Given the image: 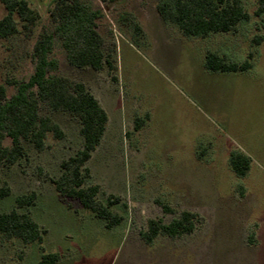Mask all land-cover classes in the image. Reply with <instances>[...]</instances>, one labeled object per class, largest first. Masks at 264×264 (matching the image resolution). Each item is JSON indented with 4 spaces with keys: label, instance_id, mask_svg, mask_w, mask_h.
I'll return each mask as SVG.
<instances>
[{
    "label": "rangeland",
    "instance_id": "374dc122",
    "mask_svg": "<svg viewBox=\"0 0 264 264\" xmlns=\"http://www.w3.org/2000/svg\"><path fill=\"white\" fill-rule=\"evenodd\" d=\"M27 1L40 16L32 34L0 38L6 98L15 91L7 82L33 71L38 33L53 27V0ZM84 1L102 11L97 30L112 67L70 65L57 38L49 58L57 61L55 73L82 82L106 111L102 138L85 164V185H98L103 201L116 196L112 210L121 221L107 229L76 199L57 193L51 180L60 162L80 148V124L41 104L40 114L63 136L48 133L42 150L24 142L26 155L0 168L10 188L0 211L16 207V196L33 193V205L17 209L29 212L43 239L23 244L0 235V264H37L49 252L60 255L54 264H264V16L255 15L256 0H242L249 18L235 31L205 37L184 35L163 19L156 9L161 0ZM124 12L142 33L120 18ZM4 13L0 5V18ZM258 34L262 41L254 46ZM207 50L235 62L253 51L252 66L211 71L204 66ZM234 151L251 158L243 177L229 166ZM184 210L198 214L192 232L159 234L151 243L141 238L148 219L166 223Z\"/></svg>",
    "mask_w": 264,
    "mask_h": 264
},
{
    "label": "trees",
    "instance_id": "16d2710c",
    "mask_svg": "<svg viewBox=\"0 0 264 264\" xmlns=\"http://www.w3.org/2000/svg\"><path fill=\"white\" fill-rule=\"evenodd\" d=\"M98 1L107 4L117 0ZM0 5L5 10L0 18V38L32 34L40 16L27 0H0ZM156 9L163 19L175 23L188 36L205 37L212 33L233 32L240 22L249 18L242 0H161ZM254 13L264 16V0H256ZM102 16L99 8L84 0H53L49 10L53 27L43 29L35 38L32 73L25 80L11 79L7 82L15 88L9 98H6L5 88L0 86V168L11 166L26 155L24 142L42 150L48 133L57 138L63 136L57 123L40 114L41 104L52 111L69 113L80 124L82 143L72 155L60 162V173L51 182L60 196L76 199L110 229L121 221V216L112 210L118 198L111 194L103 201L98 197V185H85V164L102 138L107 122L106 111L82 82L55 73L57 61L49 58L57 38L70 65L100 70L106 64L111 68V56L104 52V40L97 30V21ZM120 18L129 22L136 33H142L130 13L124 12ZM261 41V34L252 39L254 46ZM253 57L254 52L250 51L241 62L228 61L225 55L207 50L204 66L211 71L243 72L251 68ZM141 123L143 120L140 118L135 128ZM4 139H8L9 144H5ZM228 163L237 176L243 177L250 168L251 158L241 151H234L229 154ZM9 191V186L0 179V198L8 195ZM33 202V193L18 195L15 198L16 207L0 211V235L16 238L23 244L40 243L44 230L29 212L17 209L29 207ZM197 219L198 214L188 210L181 211L178 217L166 223L160 219H148L140 236L146 243H151L159 234L177 237L192 232ZM59 258L56 252L44 253L37 264H54Z\"/></svg>",
    "mask_w": 264,
    "mask_h": 264
}]
</instances>
